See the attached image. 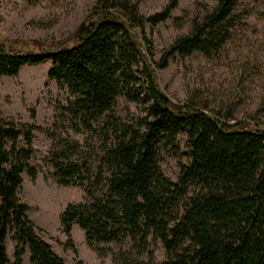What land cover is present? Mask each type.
I'll use <instances>...</instances> for the list:
<instances>
[{
  "label": "trees",
  "instance_id": "16d2710c",
  "mask_svg": "<svg viewBox=\"0 0 264 264\" xmlns=\"http://www.w3.org/2000/svg\"><path fill=\"white\" fill-rule=\"evenodd\" d=\"M20 1L33 6L42 0ZM237 2L216 0L158 62L144 27L168 20L177 0L146 17L129 0H94L72 34L54 47L33 42L36 49L13 48L0 41V77L50 61L47 80L70 97L61 115L76 131L99 135L95 166L67 139H51L55 147L45 159L57 184L78 186L85 196L59 214L67 248L74 252V224L98 255V244L123 245L112 264H264V124L231 123L191 101L172 102L156 80L174 56L219 53L234 27ZM119 98L140 106L144 116L122 123L113 112ZM34 130L0 113V264H23L25 253L29 264H64L39 238L17 197L22 174L35 176L29 164ZM179 135L188 161L172 182L160 171L158 151L174 147ZM156 243L165 255L160 262L152 260Z\"/></svg>",
  "mask_w": 264,
  "mask_h": 264
},
{
  "label": "rangeland",
  "instance_id": "374dc122",
  "mask_svg": "<svg viewBox=\"0 0 264 264\" xmlns=\"http://www.w3.org/2000/svg\"><path fill=\"white\" fill-rule=\"evenodd\" d=\"M137 4L146 17L160 12L170 0H129ZM216 0H177L170 18L154 27L145 25L144 33L151 43L152 60L158 62L172 42L188 34L190 21L201 18ZM94 0H42L27 6L20 0H0V41L13 48L54 47L72 34L92 8ZM234 27L221 51L209 58L194 53L188 57H172L164 70L156 72L159 89L172 102L191 101L217 113L231 123L252 119L264 124V0H238L234 6ZM50 61L37 66H23L16 77H0V113L3 118L18 123L33 124L32 152L29 164L35 170L34 179L22 174L17 197L25 205V215L64 264H112V256L123 245L98 244V255L84 241L83 233L71 226L74 252L65 246L59 214L69 205L83 203L82 188L61 186L53 179L45 162L52 147L51 139H67L80 147V158L96 165L101 144L98 132L76 131L61 115L70 99L66 90L47 80ZM113 112L122 123L133 124L143 117L141 107L117 99ZM34 120H31V115ZM18 146L22 142L18 140ZM185 138L179 135L174 147L158 151V165L164 177L175 182L180 164H185ZM192 191V190H190ZM6 254L11 260L12 243L6 240ZM165 255L156 243L152 260L160 262ZM28 263V255L22 257Z\"/></svg>",
  "mask_w": 264,
  "mask_h": 264
}]
</instances>
